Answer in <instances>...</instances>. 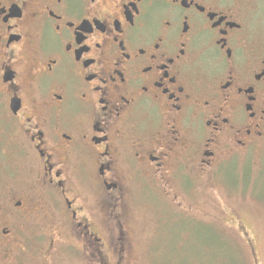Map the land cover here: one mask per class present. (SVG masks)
Listing matches in <instances>:
<instances>
[{"label":"flooded vegetation","instance_id":"flooded-vegetation-1","mask_svg":"<svg viewBox=\"0 0 264 264\" xmlns=\"http://www.w3.org/2000/svg\"><path fill=\"white\" fill-rule=\"evenodd\" d=\"M0 124L10 161L90 233L143 169L264 144V0H0ZM30 192L0 205L1 241Z\"/></svg>","mask_w":264,"mask_h":264},{"label":"rangeland","instance_id":"rangeland-1","mask_svg":"<svg viewBox=\"0 0 264 264\" xmlns=\"http://www.w3.org/2000/svg\"><path fill=\"white\" fill-rule=\"evenodd\" d=\"M5 137L0 205L24 188L35 203L13 214L14 240H0V264H264V144L238 161H168L167 174L155 178L143 169L99 220L90 216L99 224L88 233L41 198L24 161H10Z\"/></svg>","mask_w":264,"mask_h":264}]
</instances>
